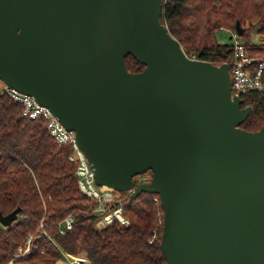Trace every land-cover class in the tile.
<instances>
[{
    "label": "water",
    "instance_id": "95a60500",
    "mask_svg": "<svg viewBox=\"0 0 264 264\" xmlns=\"http://www.w3.org/2000/svg\"><path fill=\"white\" fill-rule=\"evenodd\" d=\"M161 9L0 0V82L75 133L96 185L158 195L165 264H264V124L240 127L252 107L231 96L229 64L187 56ZM128 55L144 68L129 71Z\"/></svg>",
    "mask_w": 264,
    "mask_h": 264
},
{
    "label": "trees",
    "instance_id": "16d2710c",
    "mask_svg": "<svg viewBox=\"0 0 264 264\" xmlns=\"http://www.w3.org/2000/svg\"><path fill=\"white\" fill-rule=\"evenodd\" d=\"M160 20L195 59L230 63L231 44L218 43L216 32L234 30L236 21L245 27L249 52L264 54V0H162ZM251 30L258 43H250ZM125 64L131 72L144 68L130 55ZM248 105L252 110L240 127L254 131L264 124V93H247L241 106ZM69 152L68 145L54 142L43 118L26 117L22 105L0 90V212L20 208L9 226L0 225V264H64L63 253L84 264H165L158 195L141 192L129 200L126 194L122 207L129 224L114 221L97 229L100 215L79 191ZM67 214L73 215L72 229L60 234L58 222Z\"/></svg>",
    "mask_w": 264,
    "mask_h": 264
},
{
    "label": "built area",
    "instance_id": "2783aa9c",
    "mask_svg": "<svg viewBox=\"0 0 264 264\" xmlns=\"http://www.w3.org/2000/svg\"><path fill=\"white\" fill-rule=\"evenodd\" d=\"M231 38L233 39L231 44L232 59L228 63L231 78V96L240 98L242 102V98L247 93H264V54L258 55L249 52V47L239 39L235 30H232ZM2 91L22 105L23 115L26 117L31 119L43 118L46 121L48 133L55 143L70 147L67 159L75 165L74 176L79 191L95 203L93 211L100 215L94 227L101 229L114 221H117L121 226H127L129 219L123 215L122 199L115 198L112 192L113 189L95 184L88 160L76 144L75 133L67 130L48 107L40 105L31 96L17 92L6 85L3 86ZM134 177L135 184L148 182L151 178V172L147 171ZM129 192H126L127 195H129ZM73 221L72 214L65 215L58 222L59 233L64 234L70 231ZM40 226H42L41 222ZM154 238H156V235L153 236ZM31 240V235H28L25 239L27 244ZM28 251L29 247L27 246L24 253ZM62 256L64 264H84L83 261L70 258L64 253Z\"/></svg>",
    "mask_w": 264,
    "mask_h": 264
},
{
    "label": "rangeland",
    "instance_id": "374dc122",
    "mask_svg": "<svg viewBox=\"0 0 264 264\" xmlns=\"http://www.w3.org/2000/svg\"><path fill=\"white\" fill-rule=\"evenodd\" d=\"M245 29V27H243ZM232 35V30H220L218 32H216V39L217 42L220 44H232L233 43V39L231 38ZM258 36L255 34V32L253 30H251L250 34H249V41L250 43H258ZM239 39L241 41H244L246 38L244 36H239ZM258 55H262V54H258ZM3 84L0 82V90H2L3 88ZM135 179V177H134ZM113 195L115 196V198L117 199H123L126 196V192H118L113 190Z\"/></svg>",
    "mask_w": 264,
    "mask_h": 264
}]
</instances>
